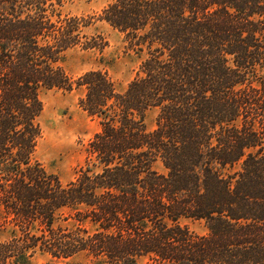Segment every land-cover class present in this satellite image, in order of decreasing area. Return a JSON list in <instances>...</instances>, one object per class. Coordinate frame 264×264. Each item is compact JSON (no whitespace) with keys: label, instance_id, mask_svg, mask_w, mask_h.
I'll return each mask as SVG.
<instances>
[{"label":"trees","instance_id":"obj_1","mask_svg":"<svg viewBox=\"0 0 264 264\" xmlns=\"http://www.w3.org/2000/svg\"><path fill=\"white\" fill-rule=\"evenodd\" d=\"M67 1L0 0V264H264V0H103L95 19L141 57L123 92L66 73L67 50L105 44ZM51 88H83L99 123L68 182L35 157Z\"/></svg>","mask_w":264,"mask_h":264},{"label":"rangeland","instance_id":"obj_2","mask_svg":"<svg viewBox=\"0 0 264 264\" xmlns=\"http://www.w3.org/2000/svg\"><path fill=\"white\" fill-rule=\"evenodd\" d=\"M103 0H68L61 6L62 14L93 19L84 28L89 36L102 38L105 44L101 48H82L75 46L65 52L62 65L66 73L72 78L88 70H103L110 77L117 91L123 92L132 80L140 65L139 57L128 47L122 33L112 28L106 22L95 19L103 6ZM257 85V82H253ZM83 88L63 90L51 88L40 94L43 111L39 117L42 128L38 139L35 157L47 171L55 173L61 181L72 180L76 171L85 162L86 149L93 135L99 130L96 118L87 115L78 105V99L83 96ZM157 108L147 111L144 122L146 129L151 131L156 126ZM153 168L164 173L165 168L160 161L153 164ZM239 169L236 165L229 170ZM179 223L197 234H205L207 228L204 220L180 218ZM0 232V239L6 237ZM49 256L34 252L23 264H46ZM67 264H99L95 259L85 254H78L65 260ZM137 264H153L146 256L139 257Z\"/></svg>","mask_w":264,"mask_h":264}]
</instances>
